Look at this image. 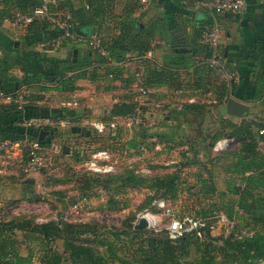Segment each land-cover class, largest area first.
<instances>
[{
  "label": "crops",
  "instance_id": "obj_1",
  "mask_svg": "<svg viewBox=\"0 0 264 264\" xmlns=\"http://www.w3.org/2000/svg\"><path fill=\"white\" fill-rule=\"evenodd\" d=\"M38 1L42 3L44 0ZM56 1L71 14L76 35L86 40L98 41L99 46L106 52L102 56L111 59L108 64L123 72L122 81H111L107 89L108 84L100 78H80L74 82L76 89L56 90L55 86L59 81L73 75L70 65L74 60H94L93 52L97 49L86 43L73 42L66 43L58 50L48 49L41 29L15 25L11 21L10 16L19 11L17 0H0V90L7 83L6 77L23 80L28 75L30 78L27 83L19 87L16 85L13 92L25 93L28 110L21 115L22 119L16 120L9 104L0 101V142L7 140L15 146L19 144L10 153L0 151V214L7 213V219L17 216L31 217L35 222L63 219L57 215L58 209L55 205L60 207L65 199L64 193L60 191L62 194H54L53 191L59 192L55 186L47 193L53 198L54 204L49 206L51 215L48 218L9 214L12 209L16 213H19L16 209L21 207L24 210L29 209L31 200L36 197L39 177H42L39 172L41 169L24 173L26 148L21 142L30 130L26 126L27 122L34 120L36 125L31 128L48 132L42 140L43 150L55 151L56 146L62 144L65 155L75 154L78 157L75 163L81 164L78 146L82 148L87 142L97 148L104 143L102 139L95 142L84 121L110 120L113 117L110 111L113 105L121 102L133 104L138 87H144L137 79L143 69L144 59L151 60L157 67L180 72L181 78L176 88L144 87L148 90L145 108L147 125L130 126L129 141L135 139L136 133H143L142 131L148 135L158 134L155 131L158 127L154 126L159 120H162L160 126L163 129L169 124H175V128L180 131L195 132L198 126L206 124L219 132L228 131V124L239 125L243 119L255 115L253 108H259V102L252 100L251 80L254 77L250 71L251 62L246 60V55L257 40L264 41V0H244V9L240 14L223 13L216 16L209 14L205 8L185 3L184 0H146L145 3L136 0L132 5L133 10L129 9L128 12L125 8L130 0H114L101 28L94 24L95 12L89 6L88 0ZM144 19L146 23L142 22ZM133 22L154 34L148 50L151 51L150 56L145 54L141 58L113 41L123 24L129 26ZM213 22L219 27L218 49L221 61L219 66L211 68L204 80L206 87L197 88L193 86V70L205 63L208 48L209 51L211 49L201 40L200 32ZM118 57L120 59L116 60ZM102 72L98 67L96 73ZM220 82L228 87V99L232 98L248 107L243 116L228 115L224 107L226 101L221 104L216 102L211 89ZM231 84L234 86L231 87ZM209 86L212 88L205 90ZM185 103H206L209 106H206L202 117L189 113L179 114ZM41 108L49 110L48 119L51 124L40 121ZM122 128L112 131V136L117 133L118 137ZM156 139L157 136L153 135L146 141L151 147L158 144L165 150L167 140L160 143ZM181 146L188 148L191 145L183 142ZM58 183L61 180H53L52 185H60ZM46 187L41 186V189L47 191ZM141 189L147 192L145 188ZM132 190L138 191H127Z\"/></svg>",
  "mask_w": 264,
  "mask_h": 264
},
{
  "label": "trees",
  "instance_id": "obj_2",
  "mask_svg": "<svg viewBox=\"0 0 264 264\" xmlns=\"http://www.w3.org/2000/svg\"><path fill=\"white\" fill-rule=\"evenodd\" d=\"M113 1L88 0L89 6L95 12L94 24L99 28L105 23L104 18L109 15ZM130 1L125 8L127 12L129 9L133 10L132 5L136 2V0ZM16 3L20 14H28L35 7L41 5L38 0H17ZM28 26L41 29L46 41L60 36L57 29L40 20H35ZM47 27L51 30H47ZM153 36L151 31L142 28L139 23L133 22L129 26L123 24L113 41L142 58L149 50ZM94 51V60L84 59L83 62L74 60V63L70 65L73 75L59 81L55 89L58 91L74 90L77 88L74 82L80 78L90 80L100 78L108 84L107 89H109L111 81H122L123 72L120 68L111 67L107 57L102 56L97 50ZM210 51L208 48L206 59L211 55ZM118 59L120 57L116 60ZM246 60L251 62L250 71L254 77L251 80L252 100L259 102L258 111L251 118L243 119L239 125L228 124L229 130L224 133L226 137L233 138L239 145V152L233 156L225 168V172L228 174L226 189L216 191L214 184L210 180L208 183L204 179L199 181L201 187L198 189L200 193H206L205 195H210V198L214 197V201L210 204V209L214 210L209 211V215L212 212H223L228 218L236 219L235 226L226 236L214 237L210 228L207 227L202 238L195 234H185L173 244L168 239L165 230L155 232L151 229H135V217L128 219L125 225L120 228L110 229L103 228L98 223L66 219L38 223L33 218L26 216L9 219L0 217V264H32L33 243L40 252L38 264H264V151L258 149V145L264 143L263 40L255 42L253 48L247 53ZM142 66L143 69L137 79L144 87H178L181 78L180 72L157 67L149 59H144ZM98 67L103 70L101 74L96 73ZM211 70V67L206 63L195 67L193 86L205 88L204 80ZM5 79L7 83L2 87L3 91L13 93L16 85L19 87L21 84L27 83L30 78L26 75L23 80L15 77H6ZM230 86L232 87L234 84ZM210 88L212 87L209 86L205 90ZM211 90L215 94L218 104L224 103L228 99V87L225 83L220 82L214 85ZM9 106L12 108L13 117L18 120L27 109L28 103L22 110H18L12 105ZM206 106L209 105L206 103H185L179 114L189 113L202 117ZM133 107L132 102L117 103L112 106L111 115L126 116L133 111ZM261 114L263 115L261 116ZM260 131L263 132L260 133ZM39 132V130L30 127L23 137L35 139L38 138ZM142 132L138 134L142 141L154 135L157 136L158 142H166L158 134L148 135L145 131ZM108 134L111 139L117 137V133L114 136H112V132H108ZM91 137L97 142L96 138L100 136L93 134ZM217 137L220 136L215 135L214 141ZM40 143L43 144L42 141ZM140 146L136 144L135 139H132L126 147L129 150L138 149ZM25 148L26 166L28 156L27 147L25 146ZM188 149L191 150L192 147L190 146ZM196 152L195 149L192 151L194 155ZM80 153L81 151L79 155L84 157ZM191 162L195 163L196 161L193 159ZM78 181H82L81 197L84 199L88 197L86 192L91 188H100L102 192L110 193L112 196L125 194L129 189L145 188L147 192L144 205L151 211L157 210L151 204L154 200L174 199L179 192V184H181L180 175L176 169L148 177L129 168L107 175L92 174L85 170ZM53 193L62 194L60 191H53ZM94 196L98 197L99 194ZM244 230L245 234H242ZM56 241L61 242V252L53 248ZM22 246H25V253L21 251Z\"/></svg>",
  "mask_w": 264,
  "mask_h": 264
},
{
  "label": "rangeland",
  "instance_id": "obj_3",
  "mask_svg": "<svg viewBox=\"0 0 264 264\" xmlns=\"http://www.w3.org/2000/svg\"><path fill=\"white\" fill-rule=\"evenodd\" d=\"M142 22L146 23V20L144 19ZM252 110L255 113L257 109L253 108ZM161 121L159 120L154 128L157 126L158 128H155V131H157L162 139L168 142L163 151V148L161 150H155L153 146L151 147L148 144V141L140 140L138 137L139 133L135 135L136 144L139 146L144 145L147 151L138 152L139 147L138 149L127 150V142L131 138H129L130 133L126 128H122L119 136L115 139L109 138L108 133L96 139L98 141L99 139L103 140L104 143L100 146L101 148H108L113 152L114 157L117 159L118 172L124 168H129L144 177H148L176 169L179 172L181 182L179 184V192L174 199L167 201L174 216L187 215L200 217L209 215V211L214 210L210 209V204L214 201V197L210 198V195H205L206 193L202 194L198 191L201 187L199 181L204 179V181L208 182L210 180L216 187V191L225 190L228 177L225 168L231 162L233 156L239 152L238 143L233 141L225 150L213 151V138L215 135L221 136V139L226 137L224 133L227 132L216 131L206 126V124L198 126L195 132L189 130L180 131L179 128H175V124H169V126L163 129L164 127L160 126ZM206 129L208 130L206 131ZM183 142L190 144L192 149L189 150L179 145ZM85 144L87 143L85 142ZM61 145H57L55 151L46 152V149L43 151L45 166L39 171L42 177H39L36 187L37 192H35L36 197L31 200L29 209L24 210L23 207L16 209L19 213L14 212L15 209H12L9 211V214H25L32 217L48 218L51 215L49 214V206L54 204L53 198L47 195V193L49 189L55 186L59 191L64 193L65 199L60 203V207L55 205L58 209L57 215L63 219L98 223L106 229L113 227L120 228L132 217H135L134 223H136L137 215L145 209L144 201L146 192L138 189L137 192L132 190L122 195L112 196L110 193L102 192L100 188H91L86 192L88 197L86 199L82 198L81 192L83 184L82 181L78 180L85 173V168L82 166L83 163H75L78 160L75 154L65 155ZM77 149L82 151L83 147L78 146ZM194 149L197 151L195 155L192 153ZM258 149L264 151V143H260ZM135 156H139L138 159L128 162L130 158ZM79 157L83 162L87 156ZM193 159L196 161L195 163L191 162ZM142 170L146 171L143 172ZM53 180H61V183H58L60 185H52ZM41 186L49 187H46L48 189L45 191L41 189ZM95 194H99L100 197H95ZM101 196L103 200H101ZM152 212L159 215L160 224L157 229L164 230L168 222V217L163 216L159 210H152ZM6 214L1 213L0 217L7 219L8 216ZM213 225L214 229L211 234L214 237L220 235L226 236L228 234L224 231L223 227H218L215 223ZM242 234H245V230L242 231ZM32 247V264H38L40 252L36 249L34 243ZM53 248L61 252V242L56 241L53 244ZM21 249L25 253V246H22Z\"/></svg>",
  "mask_w": 264,
  "mask_h": 264
},
{
  "label": "built area",
  "instance_id": "obj_4",
  "mask_svg": "<svg viewBox=\"0 0 264 264\" xmlns=\"http://www.w3.org/2000/svg\"><path fill=\"white\" fill-rule=\"evenodd\" d=\"M145 1L146 0H141L142 3H145ZM184 2L201 6L205 8L209 14L215 16L223 13L240 14L245 5L244 0H184ZM10 19L15 25L23 27L30 25L35 20H40L57 29L60 32V36L46 42L47 47L50 50H58L62 45L68 42L78 44L86 43L97 49L101 55H106L105 50L99 46L98 41L86 40L85 38L76 35L71 14L61 7L56 0H44L41 5L35 7L30 13L20 14L16 12L10 16ZM219 39L220 32L216 22L203 28L201 32V40L211 48V55L206 59L205 63L211 68H216L220 65L221 55L218 49ZM145 54L150 56L151 51H147ZM108 61L111 63V59L108 58ZM147 94L148 90L146 88L142 86L138 87L137 94L133 99V111L126 116H113L107 121L86 119L84 124L90 129L92 135L96 134L97 136H102L108 132L115 131L119 127L129 129L130 126H146L148 120L147 110H145L147 107ZM0 101L12 105L18 110H22L27 104L24 92L6 93L5 91L0 90ZM33 121H28L26 126H35L36 124ZM40 121H44L46 124H51L49 119H40ZM262 132L263 131H260V133ZM233 141H235L233 138L228 137L218 139L213 143V151L225 150ZM21 143L27 147L28 156V164L24 168V173H31L42 169L45 166V163L43 158L44 150L40 140L38 138L29 139V137L26 136ZM16 146H19V144H16ZM16 146L10 141L3 140L0 142V151L4 150L10 153ZM154 148L155 150H161L162 147L156 144ZM146 151L147 148L145 146H140L138 149V152ZM80 154L82 156H87L84 158L85 160L82 162V166L89 173L107 175L118 172L117 159L114 157V154L110 149L96 148L89 144H85L83 145V150ZM138 157H132L128 162L138 159ZM142 171L144 172L146 170ZM151 204L155 206L163 216L168 217V222L164 227V230L166 231L168 239L173 244L185 234H195L197 237L202 238L207 227L213 232L214 223L218 227H223L224 231L227 233H229L236 224V219L228 218L221 212H212L210 215L200 217L187 215L174 216L167 201L156 199ZM141 217L146 219L148 223L147 229L149 228L155 232L161 231L160 229H157L160 224L159 215L154 214L148 207L145 208L142 213L137 215L136 223ZM149 221H151V224H149ZM211 221L212 224L209 225Z\"/></svg>",
  "mask_w": 264,
  "mask_h": 264
},
{
  "label": "water",
  "instance_id": "obj_5",
  "mask_svg": "<svg viewBox=\"0 0 264 264\" xmlns=\"http://www.w3.org/2000/svg\"><path fill=\"white\" fill-rule=\"evenodd\" d=\"M181 50H183V49H181ZM224 107H225V111L228 115H234V116H239V117L243 116L247 112V109H248V107L246 105L239 103L232 98H229L226 100ZM39 114H40V117L42 119H48L49 118V110L46 108H41ZM83 131H84V129H82V132ZM46 135H48L47 131H40L39 135H38V139L40 141H42ZM220 137H217L215 139V141L220 139ZM147 227H148V223H147L146 219L143 217H141L137 221V223H135V225H134L135 229H146Z\"/></svg>",
  "mask_w": 264,
  "mask_h": 264
},
{
  "label": "bare ground",
  "instance_id": "obj_6",
  "mask_svg": "<svg viewBox=\"0 0 264 264\" xmlns=\"http://www.w3.org/2000/svg\"><path fill=\"white\" fill-rule=\"evenodd\" d=\"M149 224H151V221H149Z\"/></svg>",
  "mask_w": 264,
  "mask_h": 264
}]
</instances>
